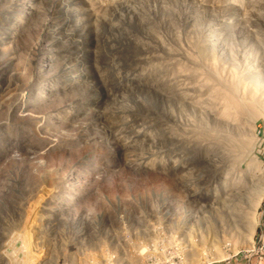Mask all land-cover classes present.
<instances>
[{
	"label": "rangeland",
	"instance_id": "1",
	"mask_svg": "<svg viewBox=\"0 0 264 264\" xmlns=\"http://www.w3.org/2000/svg\"><path fill=\"white\" fill-rule=\"evenodd\" d=\"M255 56L264 0H0V264H217L252 251ZM257 218L254 247L264 199Z\"/></svg>",
	"mask_w": 264,
	"mask_h": 264
},
{
	"label": "bare ground",
	"instance_id": "2",
	"mask_svg": "<svg viewBox=\"0 0 264 264\" xmlns=\"http://www.w3.org/2000/svg\"><path fill=\"white\" fill-rule=\"evenodd\" d=\"M29 9H32V6H28L26 7V10L28 11ZM15 26V25H14ZM14 29V27L12 28ZM207 43V42H206ZM261 43V42H260ZM253 70V92H257L260 93L261 95L264 96V59H260L258 56H255L253 58V68H251ZM255 74H257L256 76H254ZM49 88V91L52 90L51 85ZM235 89V88H234ZM237 89V88H236ZM48 91V90H47ZM235 91V90H234ZM233 91V92H234ZM222 92V93H221ZM220 95H223L224 91L221 90ZM226 92V91H225ZM218 96V95H217ZM220 97V96H219ZM223 97H225L224 99L226 100L225 104L231 108L238 109L236 111H239V105H238V101H236V98L234 96V94H231V92H226L224 93V96L220 97V99ZM264 100V99H263ZM264 103V102H263ZM254 109V108H253ZM242 110V109H241ZM255 112V115L257 116V113L259 114L257 116V118L261 117L260 112L257 110H254L253 113ZM260 116V117H259ZM264 117V114H262V118ZM258 149H260V152H262L261 155H263L264 157V140L262 139L261 143L257 144ZM256 158V157H255ZM254 160V159H253ZM253 164V163H251ZM248 168V167H247ZM245 191V190H244ZM255 196V201L253 203V198L252 201L249 202L250 205L247 204V210H249L250 212H248L247 214L244 213V216H242V218L244 219L242 222L245 223V226L247 227L248 230V234L247 237L249 238L248 243L250 244L249 248H254V236H255V232H256V228L258 225V218H257V210L258 207L260 206L261 201L264 199V186L259 187L256 192H254L253 194ZM248 202V201H247ZM249 206V207H248ZM230 210V212H233L232 208H228ZM246 210V211H247ZM236 211V210H235ZM243 211H239L237 213L238 217H241ZM245 212V211H244ZM237 222H240L239 220L242 219H233ZM24 240V239H23ZM253 240V241H252ZM247 243V242H246ZM22 247V246H21ZM141 249V248H139ZM26 259V258H25ZM119 260V259H118ZM12 261V260H11Z\"/></svg>",
	"mask_w": 264,
	"mask_h": 264
},
{
	"label": "built area",
	"instance_id": "3",
	"mask_svg": "<svg viewBox=\"0 0 264 264\" xmlns=\"http://www.w3.org/2000/svg\"><path fill=\"white\" fill-rule=\"evenodd\" d=\"M257 255L259 256V262L258 264H260V261H262L264 259V248H259L258 245L256 247H254V249L252 251H250L247 255L243 254L242 256H234L232 258H229L227 260H223L222 262H218L217 264H248V261L250 259L251 256ZM239 260H236V259Z\"/></svg>",
	"mask_w": 264,
	"mask_h": 264
},
{
	"label": "crops",
	"instance_id": "4",
	"mask_svg": "<svg viewBox=\"0 0 264 264\" xmlns=\"http://www.w3.org/2000/svg\"><path fill=\"white\" fill-rule=\"evenodd\" d=\"M258 245L259 248H264V233L261 237L260 242H258L256 244V246ZM236 260H239L238 258ZM259 262V256L253 254V256L250 257L248 264H258ZM260 264H264V259L262 261H260Z\"/></svg>",
	"mask_w": 264,
	"mask_h": 264
}]
</instances>
